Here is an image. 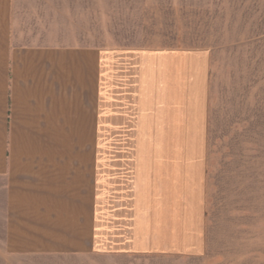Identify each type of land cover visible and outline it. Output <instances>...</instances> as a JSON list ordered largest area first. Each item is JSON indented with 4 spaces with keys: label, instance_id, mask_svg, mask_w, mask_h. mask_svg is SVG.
Masks as SVG:
<instances>
[{
    "label": "crops",
    "instance_id": "1",
    "mask_svg": "<svg viewBox=\"0 0 264 264\" xmlns=\"http://www.w3.org/2000/svg\"><path fill=\"white\" fill-rule=\"evenodd\" d=\"M40 9L0 0V251L206 252L209 52L72 47ZM83 137L116 146L81 168Z\"/></svg>",
    "mask_w": 264,
    "mask_h": 264
},
{
    "label": "rangeland",
    "instance_id": "2",
    "mask_svg": "<svg viewBox=\"0 0 264 264\" xmlns=\"http://www.w3.org/2000/svg\"><path fill=\"white\" fill-rule=\"evenodd\" d=\"M72 47L207 50L210 55L203 254L17 256L0 264H264V0H31ZM85 134V133H83ZM96 145L72 139L81 168ZM84 180L78 188L83 205ZM0 227V237H2Z\"/></svg>",
    "mask_w": 264,
    "mask_h": 264
}]
</instances>
